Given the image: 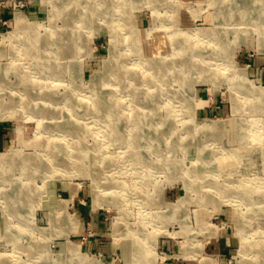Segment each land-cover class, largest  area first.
Masks as SVG:
<instances>
[{
	"label": "rangeland",
	"instance_id": "obj_1",
	"mask_svg": "<svg viewBox=\"0 0 264 264\" xmlns=\"http://www.w3.org/2000/svg\"><path fill=\"white\" fill-rule=\"evenodd\" d=\"M136 1L138 4L129 10L137 28L155 27L161 14L165 31L190 28L204 32L199 36L207 42L215 38L212 28L217 27V8L213 0ZM221 1L225 2L222 9L226 20L231 16L234 23L249 24L247 32L241 26L238 30L234 24H221L217 30L225 46L218 64L211 65L207 60L215 57L210 52L202 75L192 71L183 82L171 83L176 109L181 111L178 131L193 136L197 143L173 150L169 157L174 159V172L158 173L154 179L147 175V189L138 187L144 177L142 165L131 161L126 147L115 142L108 144L107 153L121 164L115 163L108 174V191L96 189L90 176L46 177L35 173L28 180L38 186L33 194L35 202L21 200L24 194L11 193L27 178L21 177V158L12 155L35 154L45 139L34 138L33 121H26L21 115L10 116L7 108L1 109L0 154H7L9 159L0 162V255L4 257L0 264H44L46 257L58 258L60 264L81 259L86 264H264V98L253 99L252 112L250 104H246L252 97L239 101L234 92L238 80L245 81L251 90L264 88V16L258 20L259 0ZM177 3H191L193 8L180 5L175 12ZM49 9V3L42 0H0L1 69L9 70L14 42L18 41L24 49L36 38L34 31L17 29L16 13L40 22L38 30L45 34L50 24ZM258 22L260 33L251 27ZM57 23L62 25L61 20ZM88 32L78 49L85 80L93 72L102 71L109 48V29L105 25L98 24ZM10 77L15 79L14 75ZM250 91L245 95L253 96L255 91ZM240 104L249 112L243 111ZM166 110L162 106L163 117ZM210 122L219 126L208 131L195 128ZM241 134L247 139L239 141ZM120 150L122 157L117 155ZM96 167L105 176V164L96 163ZM207 179L232 187H220L219 193L208 191ZM193 181L195 188L190 192L187 187ZM238 183L237 190L233 184ZM112 190L118 193V204L107 200ZM209 192L213 199L207 201ZM9 195L21 200V205L8 206V200L3 199ZM50 212L56 218L53 224ZM132 232L143 243L145 252L137 262V256L130 254ZM70 246L76 250L74 254L68 252Z\"/></svg>",
	"mask_w": 264,
	"mask_h": 264
},
{
	"label": "bare ground",
	"instance_id": "obj_2",
	"mask_svg": "<svg viewBox=\"0 0 264 264\" xmlns=\"http://www.w3.org/2000/svg\"><path fill=\"white\" fill-rule=\"evenodd\" d=\"M213 1L217 8L214 14L217 27L212 28L215 38L208 39V42L199 36L204 33L201 30H163L165 22L158 11L159 23L155 27L137 28L129 10L138 4L136 0H42L50 5V24L45 34L38 30L40 22L29 21L24 14L17 12L14 18L17 29L37 34L32 45L24 49L18 45V41L14 42L11 50L13 59L8 66L11 74L9 70L0 68V111L7 108L6 113L10 116L21 115L26 121H33L36 125L34 138L41 136L45 142L40 150L34 151L35 154L28 153L23 157L12 155L21 158V177L27 178V183L24 181L17 185L11 194H24L21 200L33 204V194L38 186H33L28 180L35 173L46 174V177L57 174L68 177L76 174L90 176L96 189L108 191L105 184L108 174L115 163L120 162L107 153L108 144L115 142L126 147L131 161L142 165L144 177L138 187L145 189L150 185L147 175L154 179L158 173L174 172L175 162L169 157L171 152L179 147L196 144L197 141L193 136L178 131V113L181 111L176 109L178 105L174 100L176 97L172 96L171 83L176 80L183 82L192 71L202 75L206 55L210 52H214L215 57L207 60L211 65L218 64V56L225 46L224 40L220 38L221 32L217 30L221 24H234L236 29L241 26L246 32L249 25L234 23L231 16L226 20L227 14L222 9L225 2ZM258 2L261 3V14L257 17L259 20L264 16V0ZM180 5L193 8L191 3H177L175 12H178ZM58 20L62 21V25H58ZM98 24L109 29L108 56L103 61L102 71L93 72L85 80L78 60L80 40L89 33V29L94 31ZM260 25L258 22L251 24V27L260 33ZM211 40L213 45H209ZM12 75L15 77L13 80L10 77ZM231 76V81L235 82L234 76ZM234 84L239 101L240 98L252 97L246 104H250L251 111L255 112L253 99L264 98V88L257 90L253 87L255 92L252 96L245 95L251 90L245 81L238 80ZM163 98L166 101H162ZM162 106L167 109L165 117L161 115ZM241 107L243 111H248L244 105L240 104ZM216 126L219 125L210 122L195 128L203 127L208 131ZM245 134L240 135L239 141L247 139ZM117 155L122 157L123 151L120 150ZM7 159V154H0V162L5 163ZM96 163L105 164V169L102 167L105 176H102ZM190 173L194 180L195 173L192 170ZM239 183L233 184L237 190ZM194 184L193 181L187 190L193 191ZM205 186L210 187L208 191L219 193L220 187L228 190L232 184L217 185L215 180L207 179ZM120 188L123 189L122 185ZM108 194L107 200L118 204L115 197L118 193L112 190ZM210 194L213 193L209 192L207 201L213 199ZM16 196H6L3 201L8 200V206L21 205V200L18 201ZM50 216V223L53 224L56 219L54 212H50ZM129 231L126 230V233ZM129 239L130 254L137 256V262L144 257L143 243L134 234ZM74 250L72 246L68 248L70 254H74ZM2 257L0 255V259ZM56 259L46 257L44 264H60ZM71 263L86 264L83 259Z\"/></svg>",
	"mask_w": 264,
	"mask_h": 264
}]
</instances>
